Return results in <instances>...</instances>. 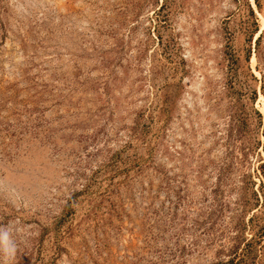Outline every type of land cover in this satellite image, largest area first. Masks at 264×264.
Masks as SVG:
<instances>
[{
  "label": "rangeland",
  "instance_id": "374dc122",
  "mask_svg": "<svg viewBox=\"0 0 264 264\" xmlns=\"http://www.w3.org/2000/svg\"><path fill=\"white\" fill-rule=\"evenodd\" d=\"M263 161L264 0H0V264H264Z\"/></svg>",
  "mask_w": 264,
  "mask_h": 264
},
{
  "label": "trees",
  "instance_id": "16d2710c",
  "mask_svg": "<svg viewBox=\"0 0 264 264\" xmlns=\"http://www.w3.org/2000/svg\"><path fill=\"white\" fill-rule=\"evenodd\" d=\"M261 34L262 32L260 33V35L257 37V39L255 40L257 43L259 42L260 38H261ZM166 111L169 109L168 107L165 106L164 108ZM163 110V109H162ZM164 112V111H163ZM165 113V112H164ZM260 167L263 169V176H264V161L261 162L260 164ZM262 176V177H263ZM252 217L248 218V220H250ZM264 235V225L262 228H260V231H259V236H263ZM249 253V250L245 251L244 253H241L239 254L238 256V253H237V249L235 250L234 249V256L230 257L229 259H227L226 261H220L218 262L219 264H251V259L250 257H245L247 254ZM216 263V264H218Z\"/></svg>",
  "mask_w": 264,
  "mask_h": 264
}]
</instances>
